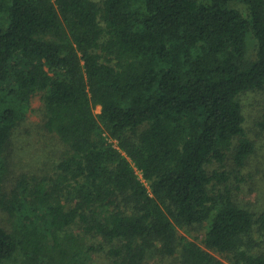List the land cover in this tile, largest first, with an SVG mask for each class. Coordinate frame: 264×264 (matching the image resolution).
Masks as SVG:
<instances>
[{
  "label": "trees",
  "instance_id": "obj_1",
  "mask_svg": "<svg viewBox=\"0 0 264 264\" xmlns=\"http://www.w3.org/2000/svg\"><path fill=\"white\" fill-rule=\"evenodd\" d=\"M263 92L264 0H0V264H264ZM32 110L63 150L8 187Z\"/></svg>",
  "mask_w": 264,
  "mask_h": 264
},
{
  "label": "rangeland",
  "instance_id": "obj_2",
  "mask_svg": "<svg viewBox=\"0 0 264 264\" xmlns=\"http://www.w3.org/2000/svg\"><path fill=\"white\" fill-rule=\"evenodd\" d=\"M245 114L247 116L246 127L254 139L257 135H260L258 129H256V122L258 116L264 112V92L259 96L250 95L245 96ZM256 105V106H255ZM41 106L40 98H36L33 101L32 108L37 109ZM101 107H97L95 113L99 114ZM42 123V119L35 111H31L29 114V121L27 127L29 130H20L15 134V147L12 148L13 155L12 161V178L7 186L10 187L13 178L20 176L23 172L43 175L53 172L54 165L59 159V154L62 152L63 147L58 141L51 140L52 137L45 136L39 132V124ZM261 136V135H260ZM257 154L251 159L249 166L243 171L248 176L247 182L242 185V188L238 191V199L249 205L253 211L258 214L264 213V137L261 139L258 137ZM113 141V140H112ZM9 190V188H8ZM0 220L5 227H10L8 222V214L5 212L0 213ZM182 234H185L181 231ZM197 231H193V234H188L189 238L195 240ZM186 235V234H185ZM195 238V239H194ZM215 256L221 258L218 254ZM224 260V259H223ZM225 261V260H224ZM163 263V261H160ZM167 264V263H163Z\"/></svg>",
  "mask_w": 264,
  "mask_h": 264
}]
</instances>
